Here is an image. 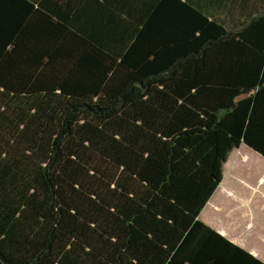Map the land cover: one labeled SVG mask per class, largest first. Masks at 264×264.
Segmentation results:
<instances>
[{
	"label": "trees",
	"instance_id": "1",
	"mask_svg": "<svg viewBox=\"0 0 264 264\" xmlns=\"http://www.w3.org/2000/svg\"><path fill=\"white\" fill-rule=\"evenodd\" d=\"M243 143L264 0H0V264H264L199 218Z\"/></svg>",
	"mask_w": 264,
	"mask_h": 264
},
{
	"label": "crops",
	"instance_id": "2",
	"mask_svg": "<svg viewBox=\"0 0 264 264\" xmlns=\"http://www.w3.org/2000/svg\"><path fill=\"white\" fill-rule=\"evenodd\" d=\"M252 162L264 168V158L244 143L229 154L222 181L199 218L264 261V177L255 178Z\"/></svg>",
	"mask_w": 264,
	"mask_h": 264
},
{
	"label": "rangeland",
	"instance_id": "3",
	"mask_svg": "<svg viewBox=\"0 0 264 264\" xmlns=\"http://www.w3.org/2000/svg\"><path fill=\"white\" fill-rule=\"evenodd\" d=\"M237 158H235L234 160H236ZM251 168L253 169L254 171V174H255V178H258L260 176H263L264 177V168L261 164L257 163V162H252V166ZM252 179V178H251ZM232 184L231 182V179H229V182L227 183V186ZM226 186V185H225ZM232 186V185H230ZM233 187V186H232ZM261 191L264 192V185L262 186L261 188ZM257 201H259V197L257 199ZM232 228V227H231ZM229 228V229H231Z\"/></svg>",
	"mask_w": 264,
	"mask_h": 264
}]
</instances>
